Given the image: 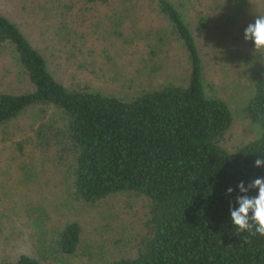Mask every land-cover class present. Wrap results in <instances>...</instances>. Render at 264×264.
<instances>
[{
  "label": "trees",
  "instance_id": "obj_1",
  "mask_svg": "<svg viewBox=\"0 0 264 264\" xmlns=\"http://www.w3.org/2000/svg\"><path fill=\"white\" fill-rule=\"evenodd\" d=\"M186 1L25 0L32 6L29 13L44 22L52 16L53 26L40 36L0 13V63L9 60L20 75L13 78L0 68V128L29 112H43L31 140L58 148L55 162L69 179L74 203L96 206L122 197L142 210L133 253L101 264H264V237L235 235L230 215L240 195L238 185L248 187L264 177V166L255 167V159L264 156V55L250 54L252 42L237 37L249 49L235 54V61L245 72L252 69L244 114L260 132L230 152L224 142L234 123L233 111L207 88L196 35L181 10ZM195 1H205L198 11L203 29L208 28L204 9L211 5L219 10L233 3L239 13L252 7L251 0ZM80 5L82 12L105 6L114 12V33L104 39L102 56L99 52L101 67L85 56L87 39L71 26ZM147 6L152 8L151 20L131 18ZM40 8L47 13H37ZM225 17L220 13L211 20ZM142 21L147 26L139 29ZM225 40L211 41L219 56L230 52ZM176 47L183 56L181 77L155 83ZM125 56L134 64L132 77L112 73L113 62ZM115 88L131 93L121 95ZM18 148L25 151L20 143ZM230 187L233 193L228 195ZM81 239V225L65 222L54 232L55 256H74ZM0 264L43 263L22 254Z\"/></svg>",
  "mask_w": 264,
  "mask_h": 264
},
{
  "label": "rangeland",
  "instance_id": "obj_2",
  "mask_svg": "<svg viewBox=\"0 0 264 264\" xmlns=\"http://www.w3.org/2000/svg\"><path fill=\"white\" fill-rule=\"evenodd\" d=\"M35 1L39 4V0ZM204 3L205 1L199 3L187 0L181 10L196 35L204 60L207 88L215 91L232 108L234 123L226 136L224 147L234 152L254 140L260 132L244 114L252 92V69L243 71L245 67L235 61V54L245 53V48L248 51L249 47H245V41H238L237 37L243 38L246 27L254 23L256 14L264 10V0H251L249 5L252 7L246 6L242 13L238 12L233 3L225 9H221L219 5V10H213L211 5L210 9H204V15L208 18L203 23L208 26L207 29L201 28L202 22L198 14L203 8L201 4ZM26 4L27 9L24 8ZM213 6L217 7L215 4ZM78 7V16L76 14L75 19L71 17L72 21L75 20V24L72 23L71 26L77 27L87 39L85 56L101 67L99 52L101 51L102 56L104 39L114 33L110 20L114 12H109L107 6L100 7L98 11L90 9L84 12L81 11L82 5ZM30 11L32 6L25 0H0V13L18 23L29 34L40 36L48 26H53L52 16L48 17L49 21L44 22L40 15L29 13ZM151 11L152 8L148 6L135 10L136 13L131 18L137 19L141 15L151 20L148 18H153ZM39 12L43 15L47 10L40 8L37 10V13ZM220 13L226 17L213 22L211 18ZM154 19L157 20L155 17ZM130 25L129 21L125 27ZM142 25L147 26L143 21L137 26L140 29ZM161 25L159 27H162ZM223 37H226L224 44L230 47V52L222 51L223 55L219 56L212 48L211 41ZM112 53L115 54L113 49ZM249 53L254 55L253 52ZM231 54L234 55L226 58ZM168 60L164 70L156 77L155 83L178 81L181 77L184 62L177 47L171 51V59ZM113 64L112 73H120L126 77L134 69L131 56H125L123 60L117 63L114 61ZM109 67L107 64V72ZM0 68L8 76H20L9 60L3 65L0 63ZM115 89L121 95L131 93L127 89ZM51 114L52 112L48 111L47 117ZM43 115V112H29L16 122L0 128V260H14L22 254H28L43 264H101L107 259L131 255L135 236L141 228V208L131 205L122 197L110 198L96 206L74 203L69 195V179L61 173L55 162L58 148H45L31 140L37 124L43 120ZM19 143L25 147L24 152L19 150ZM32 168H35V171ZM69 220L77 221L81 225V244L76 254L70 258L57 254L55 256L51 245L54 232Z\"/></svg>",
  "mask_w": 264,
  "mask_h": 264
},
{
  "label": "clouds",
  "instance_id": "obj_3",
  "mask_svg": "<svg viewBox=\"0 0 264 264\" xmlns=\"http://www.w3.org/2000/svg\"><path fill=\"white\" fill-rule=\"evenodd\" d=\"M245 41H251L254 46L253 54L264 55V15H257L254 23H250L244 31ZM264 166V156L255 159V167ZM239 193L236 197V205L230 208L231 223L235 229V235L247 233L250 237H264V177L256 178L248 187L241 182L238 185ZM250 191H256V195H249ZM230 187L227 194L231 195ZM245 243L251 240L245 238Z\"/></svg>",
  "mask_w": 264,
  "mask_h": 264
}]
</instances>
